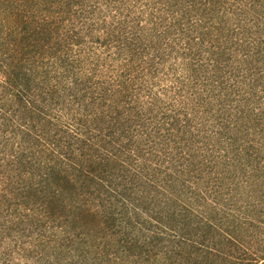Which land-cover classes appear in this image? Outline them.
<instances>
[{
  "label": "trees",
  "instance_id": "obj_1",
  "mask_svg": "<svg viewBox=\"0 0 264 264\" xmlns=\"http://www.w3.org/2000/svg\"><path fill=\"white\" fill-rule=\"evenodd\" d=\"M0 264H264V0H0Z\"/></svg>",
  "mask_w": 264,
  "mask_h": 264
}]
</instances>
